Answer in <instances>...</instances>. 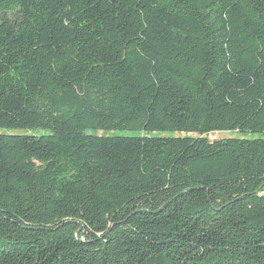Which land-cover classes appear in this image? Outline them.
Instances as JSON below:
<instances>
[{
    "label": "trees",
    "instance_id": "trees-1",
    "mask_svg": "<svg viewBox=\"0 0 264 264\" xmlns=\"http://www.w3.org/2000/svg\"><path fill=\"white\" fill-rule=\"evenodd\" d=\"M263 134L264 0H0V264H264Z\"/></svg>",
    "mask_w": 264,
    "mask_h": 264
},
{
    "label": "rangeland",
    "instance_id": "rangeland-1",
    "mask_svg": "<svg viewBox=\"0 0 264 264\" xmlns=\"http://www.w3.org/2000/svg\"><path fill=\"white\" fill-rule=\"evenodd\" d=\"M7 132H10V133H23L20 130H16V131L15 130H7ZM37 133L39 134L40 132L37 131ZM97 134H103V132L98 131ZM107 134H109V135H138L139 132L126 131V130H122V131L116 130V131H111V132H109ZM159 134H164V135H166V134H169V135H183L182 133L181 134L180 133L179 134H177V133L171 134V132H161ZM190 135H194V134H190ZM231 135L237 136L238 133H236V132H212V133L207 134V137L210 140H214V139L227 137V136H231ZM242 136H245L247 138H253V137H257L258 135H255V134H243Z\"/></svg>",
    "mask_w": 264,
    "mask_h": 264
}]
</instances>
